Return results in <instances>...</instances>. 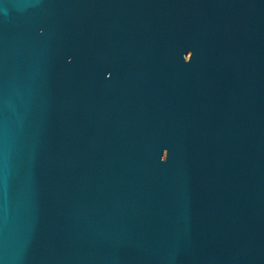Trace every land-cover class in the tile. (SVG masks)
Segmentation results:
<instances>
[{
	"label": "water",
	"instance_id": "water-1",
	"mask_svg": "<svg viewBox=\"0 0 264 264\" xmlns=\"http://www.w3.org/2000/svg\"><path fill=\"white\" fill-rule=\"evenodd\" d=\"M0 264H264V0H0Z\"/></svg>",
	"mask_w": 264,
	"mask_h": 264
}]
</instances>
